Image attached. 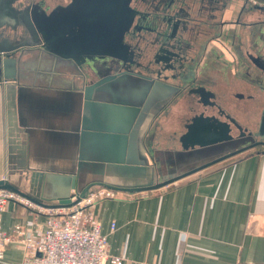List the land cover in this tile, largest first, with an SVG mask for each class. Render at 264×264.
Instances as JSON below:
<instances>
[{
    "label": "crops",
    "instance_id": "obj_1",
    "mask_svg": "<svg viewBox=\"0 0 264 264\" xmlns=\"http://www.w3.org/2000/svg\"><path fill=\"white\" fill-rule=\"evenodd\" d=\"M180 3L189 16L198 20L208 19L216 25L229 22L231 49H226L219 40H213L210 44L223 53L219 60L202 48L203 39L198 38L195 51L184 57L185 62L164 74L168 78L175 74L173 80L177 79L176 82L181 78H194L212 96L209 97L211 105L200 107L193 115L201 110L204 114H214L230 124L233 136L239 132L240 135L247 133L248 139L240 145L222 150L211 148L198 158L188 159L185 157L187 152L200 147L184 150L179 141L182 132L173 142L165 139L161 142L160 135L166 131L163 126L154 137L158 139V149L150 162L155 164V180L175 176L233 148H242V144L264 141V134H255L252 130V126L264 121V9L246 0H180ZM253 59L258 60L261 67L256 66ZM9 80H0V179L51 204L48 198L59 194L67 196L71 189L62 178L51 173L45 175L44 172L50 171L45 164L66 167L67 146L53 150V146L37 136L29 143L28 134L18 120L15 83ZM38 83L41 87L55 88L49 79ZM186 100L184 108H188ZM180 103L177 105L182 114ZM253 112L257 114L255 117L251 116ZM38 117H41V111L36 107V114L31 113L30 119ZM190 117H185L183 122ZM178 149L183 152L181 160L175 157L180 167L161 176L158 162L164 159L166 152ZM248 149L236 153L241 154L230 162L209 170L200 169L161 188L122 191L117 197L99 200L95 213L101 231L107 235L108 256L123 255L122 264L263 262L264 152ZM177 160H174L175 166ZM45 220V213L10 201L2 212L1 226L9 232L16 223L32 228ZM111 223L115 224L114 229H111ZM23 256L22 244L12 240L7 243L0 264H21ZM103 264L110 262L106 259Z\"/></svg>",
    "mask_w": 264,
    "mask_h": 264
},
{
    "label": "water",
    "instance_id": "obj_2",
    "mask_svg": "<svg viewBox=\"0 0 264 264\" xmlns=\"http://www.w3.org/2000/svg\"><path fill=\"white\" fill-rule=\"evenodd\" d=\"M103 2L107 14L99 17L100 22H78L77 28L71 30L66 26L56 31L50 22L48 27L40 22H21V13L13 22H0V80L10 78L15 83L18 120L29 143L37 136L53 150L61 145L68 149L66 167L45 164L50 170L45 175L62 178L71 192L80 196L95 185L125 192L153 190L256 143L264 145L263 140L254 142L189 171L155 180V164L150 162L158 147L152 139L160 133L159 128L163 129L169 107L182 91L178 93V88L167 82L163 70L150 73L147 69L131 68L134 53L125 34L129 21L135 15L143 17L146 7H131V0ZM158 3L152 14L167 22H180L181 13L168 15L169 7ZM5 5L7 12L10 3ZM2 13L0 8V18ZM106 19L118 22L114 32L108 27L103 29ZM46 79L55 88L41 87L38 82ZM211 96L204 87L183 92L189 103L196 104L195 111L211 105ZM36 107L41 117L30 119L31 113L36 114ZM261 125L264 131V121ZM183 127L179 141L186 151L233 137L228 122L214 114H204V110L191 116ZM0 188L19 191L3 179ZM71 192L67 196H51V204L40 203L68 205Z\"/></svg>",
    "mask_w": 264,
    "mask_h": 264
},
{
    "label": "built area",
    "instance_id": "obj_3",
    "mask_svg": "<svg viewBox=\"0 0 264 264\" xmlns=\"http://www.w3.org/2000/svg\"><path fill=\"white\" fill-rule=\"evenodd\" d=\"M246 1L264 9L261 0ZM117 193L105 186H93L83 196L72 190L70 204L51 206L20 190L0 188V259L7 243L18 240L24 249L21 264H103L106 259L110 264H122L123 255L108 256L107 235L101 231L98 217L92 211L99 200L114 198ZM10 201L45 213V222L32 228L16 223L9 232L4 230L2 212ZM114 228L111 223V229Z\"/></svg>",
    "mask_w": 264,
    "mask_h": 264
},
{
    "label": "flooded vegetation",
    "instance_id": "obj_4",
    "mask_svg": "<svg viewBox=\"0 0 264 264\" xmlns=\"http://www.w3.org/2000/svg\"><path fill=\"white\" fill-rule=\"evenodd\" d=\"M103 1L104 0H68V4H71L75 11L74 15L71 17L72 20L66 23L68 29L71 30L73 27L77 28L78 22H100L99 17L107 14ZM158 2L159 0H148L147 3H144L143 0H131L130 2V6L138 10H141L140 5L146 7V10H144L146 13H144L143 17L135 15L133 20L129 21V30L125 34V41L133 48V58L135 62L131 65L132 69L142 71L147 69V72L150 73H157V71L160 70L164 72L175 70L179 68L177 65L183 62L187 54L191 55L192 51H195V43H197L198 38L203 39V41H201L202 48L214 54L219 60L223 57V53L217 52L210 44L213 40H219L222 43L221 45L226 49H231V26L229 22H219L216 25L208 19L198 20L191 15L189 16V14L186 13L187 10H185L180 3V0H160L161 3ZM38 3L44 5L45 0H38ZM156 3L161 4V6H168V11H166L168 15L181 13L183 16L180 18V22L173 19L171 22H167V19H162V17L152 14V10ZM207 11L208 8L206 9V12ZM149 12L150 14H148ZM178 16L180 17L181 15ZM179 17L175 18L179 19ZM107 21V19L104 20L105 24H103L105 28L103 29L108 27L107 29L110 32H114V28L118 22L114 19ZM174 22H178V24L173 25ZM215 27L216 33L213 30ZM169 36L171 38H167ZM146 53L148 61L144 64L140 59L145 56ZM167 55H169V60L165 59ZM253 61L256 66L261 67V63L257 62L258 60L253 59ZM171 77L172 78L167 79V82L173 87H177L178 93L187 87H189L188 90L201 87L194 78H181L178 84V82H176L177 79L173 80L174 77L176 78V75L173 74Z\"/></svg>",
    "mask_w": 264,
    "mask_h": 264
},
{
    "label": "rangeland",
    "instance_id": "obj_5",
    "mask_svg": "<svg viewBox=\"0 0 264 264\" xmlns=\"http://www.w3.org/2000/svg\"><path fill=\"white\" fill-rule=\"evenodd\" d=\"M68 0H45V4H41L38 3V0H10V1H2L0 0V8H3V13L0 18V22H13L14 19L17 18V16L21 13V22H40V24L42 26H49L50 24L53 25L54 29L57 31L59 29H65L66 27V23H68L72 17V15H74V7L71 4H68L67 2ZM148 0H143L144 3H147ZM160 2V0H159ZM10 3L9 8L7 9V12L4 10V7L6 6L5 4ZM56 4V5H54ZM52 5V6H51ZM2 11V10H1ZM22 11H24V13H22ZM8 13V16H7ZM16 17V18H15ZM19 22V21H18ZM50 22V24L48 25V23ZM18 41V40H16ZM20 42V41H19ZM143 45V44H142ZM144 48V47H143ZM144 50V49H143ZM141 61L145 63H147L148 61V56L147 53L145 54V56L141 57L140 59ZM139 60V62H140ZM183 92H185L184 90L178 94L175 98V102L173 104V106L169 107L170 110L167 113V121H163V126L164 129L166 130L164 132L163 135H160L161 138V142H164L165 139L167 142H173V140H176V137L178 134H180L181 132H183L184 130V120L186 119L185 117H190L191 115H193L195 109H196V104L193 103H189V101L186 100V104L188 105V108H184L183 103H184V97H183ZM181 100V103L178 100ZM177 103H180L182 114L180 113V109L178 108ZM224 104V103H223ZM226 105H229L228 102L226 103ZM223 108H225V105L222 106ZM179 109V110H178ZM187 113V115L185 116V114ZM257 114L255 112H253V114H251L252 117H255ZM252 130L255 134H264L263 128L261 126V122L259 123V125H254L252 126ZM161 131V129L159 128V132ZM241 133L239 132V134H235L232 139L229 140H222L216 143H213L211 145H207V146H203L198 148V150H194V151H190L187 152V154L185 155V157H188V159H195L198 158L200 155L206 153L205 151L207 150H211V148H215V149H220L222 150L223 148H228V147H233L236 145H240L241 143H244V141H246L248 139V134L244 133V135H240ZM158 139L155 138L154 140L152 139V141H157ZM159 141V143H160ZM158 142H156L157 144ZM249 144H242V146H245ZM241 147V146H239ZM238 147V148H239ZM207 148V149H204ZM238 148H233L230 151H227L226 153L222 154H228L229 152H232ZM183 152L181 149H178L176 152L171 151V152H166L164 154V159L161 158L160 162H158L157 164V168H160V170L158 171V173L162 176V175H167L169 173H171L172 171H174L175 168H179L180 167V163L178 160H181L180 158L183 157V155H181ZM156 154V153H155ZM219 155V156H222ZM217 156V157H219ZM178 159H176V158ZM214 157V158H217ZM212 158V159H214ZM211 159V160H212ZM174 160H177V166H175V162ZM210 161V160H208ZM207 161V162H208ZM206 163V162H204ZM204 163H201L199 165L196 166H192L191 168H189L186 171H189L195 167H198ZM184 171V172H186ZM183 173V172H182ZM180 174V173H179ZM168 178V177H167ZM99 187V186H98ZM118 193L116 195L119 196L121 195V191L117 190ZM23 192V191H21ZM25 193V192H23ZM28 194V193H26ZM30 195V194H28ZM32 196V195H30ZM33 197V196H32ZM35 198V197H34ZM37 199V198H36ZM39 200V199H37ZM40 201V200H39ZM15 202V201H14ZM42 202V201H40ZM17 203V202H15ZM19 204V203H17ZM22 205V204H19ZM24 206V205H22ZM26 207V206H24ZM27 209H32L30 207H26ZM92 211L94 213L95 216V206L92 208Z\"/></svg>",
    "mask_w": 264,
    "mask_h": 264
},
{
    "label": "trees",
    "instance_id": "obj_6",
    "mask_svg": "<svg viewBox=\"0 0 264 264\" xmlns=\"http://www.w3.org/2000/svg\"><path fill=\"white\" fill-rule=\"evenodd\" d=\"M248 151H263L264 152V145L262 143H256V144L252 145L248 149ZM241 153H243V152H241ZM241 153H239V154H241ZM239 154H233V155H230V156H226V157L220 159L219 161H216V162L204 167L203 169L209 170V169H212V168H214V167H216V166H218V165H220L222 163L230 162V161L234 160L236 157H238ZM95 186H100V185H95Z\"/></svg>",
    "mask_w": 264,
    "mask_h": 264
}]
</instances>
